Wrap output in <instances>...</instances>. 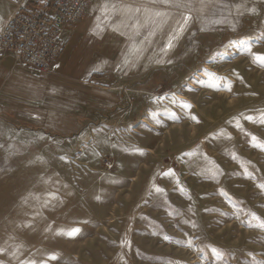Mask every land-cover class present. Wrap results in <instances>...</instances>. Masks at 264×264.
I'll return each mask as SVG.
<instances>
[{"label": "rangeland", "instance_id": "374dc122", "mask_svg": "<svg viewBox=\"0 0 264 264\" xmlns=\"http://www.w3.org/2000/svg\"><path fill=\"white\" fill-rule=\"evenodd\" d=\"M112 1L117 104L0 114V264H264V0Z\"/></svg>", "mask_w": 264, "mask_h": 264}, {"label": "crops", "instance_id": "0c3cea01", "mask_svg": "<svg viewBox=\"0 0 264 264\" xmlns=\"http://www.w3.org/2000/svg\"><path fill=\"white\" fill-rule=\"evenodd\" d=\"M135 6L133 2H126L120 8L112 0H90L80 21L64 32L62 51L47 81L30 80L25 75V67L16 65L11 55L0 53V114L15 110L12 107L15 100L19 101L18 105L34 104L36 111L45 110L48 98L70 91L74 96L71 98L72 117L78 120L85 111V104H90L83 101L86 86L108 91H99L100 96L93 99L92 105L117 104L119 97L112 91L118 87L123 75L135 77L143 69L141 50L131 46L120 47L119 43L126 37L124 21L131 24L132 31L134 29L129 20L134 16ZM134 35L131 33L128 37L134 39ZM92 90L97 91L96 88ZM38 117L41 121L42 115Z\"/></svg>", "mask_w": 264, "mask_h": 264}, {"label": "built area", "instance_id": "2783aa9c", "mask_svg": "<svg viewBox=\"0 0 264 264\" xmlns=\"http://www.w3.org/2000/svg\"><path fill=\"white\" fill-rule=\"evenodd\" d=\"M11 13L0 24V53L38 76L60 55L64 32L80 21L90 0H6Z\"/></svg>", "mask_w": 264, "mask_h": 264}]
</instances>
